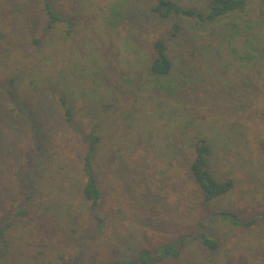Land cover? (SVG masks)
<instances>
[{
	"label": "rangeland",
	"instance_id": "1",
	"mask_svg": "<svg viewBox=\"0 0 264 264\" xmlns=\"http://www.w3.org/2000/svg\"><path fill=\"white\" fill-rule=\"evenodd\" d=\"M155 1L52 0L68 21L47 36L43 0H0V30L9 24L17 37L14 46L0 44V229L20 197L36 196L35 216L16 219L4 242L0 236V264H63L71 256L112 264L143 248L155 257L185 235L179 259L156 264H243L240 255L244 264H264V0H247L217 32L188 18L161 19L150 12ZM175 1L199 10L208 2ZM176 20L172 72L152 76V43L168 38ZM60 94L75 126L94 127L101 138L94 163L101 231L81 198L84 144L64 121ZM196 136L213 147V175L235 181L208 212L257 216L249 231L207 220L189 170ZM44 155L51 163L40 169ZM44 209L63 219L58 240L37 221ZM201 225L219 240L217 255L197 239Z\"/></svg>",
	"mask_w": 264,
	"mask_h": 264
},
{
	"label": "trees",
	"instance_id": "2",
	"mask_svg": "<svg viewBox=\"0 0 264 264\" xmlns=\"http://www.w3.org/2000/svg\"><path fill=\"white\" fill-rule=\"evenodd\" d=\"M247 6V0H208L207 9L199 10L183 6L175 0H156L150 5L149 9L153 15L161 19H167L171 16L188 18L197 24L212 25L211 30L213 29L217 32V29L220 28L219 26H215V24L224 20L228 16H232L233 14L243 13ZM42 11L47 18L45 26V32L47 33V36L53 33V31L58 26H62L63 23L68 21V17L60 15L53 7L52 0H43ZM7 26L8 27L5 32L0 30V44L2 45L7 42L10 46H14L17 41V37L16 41L15 37H10L11 35H9V32L11 31V28L9 27V24H7ZM180 31L181 24L178 20H176L171 26V32L168 38L160 37L153 41V58L149 66V72L152 76L165 77L172 72L173 62L168 54V41L169 39L177 37ZM234 32H232V37ZM41 42L42 41L36 42L35 40V43L37 44H40ZM241 59H243L242 56ZM12 82L13 81H11V83ZM58 102L62 108L64 121L69 128L77 133L79 140H81L82 144H84L79 164V170L81 171V176L83 179L80 188V194L81 198L88 204V210L91 213L94 221L97 223L98 230L101 231L105 222L99 213L103 192L94 166V163L97 160L98 145L101 138L94 127H91L89 130H84L75 126L73 123L74 112L68 105L67 98L63 94L59 95ZM35 140L38 142L36 145H38L37 148L41 152L40 155H43V152L45 151L43 142L40 139H36V137ZM212 148L213 147L210 141L206 137L196 136L192 145V160L189 167L191 177L197 187H199V191H201V206L208 215L207 220L209 222L229 223L240 232L249 231L252 227L258 224L259 218L257 216H254L253 218H242L234 210L222 209L215 211L214 213H209L207 210L209 207L208 204L210 202L226 197L231 192H233L235 188V181L233 178L218 179L213 175L210 169V161L213 155ZM44 156L45 158H43L42 161H40L41 159L37 161L40 169L51 163L50 157L48 155ZM33 179L34 178H31L30 181ZM34 184L39 185L40 183L37 184V180L35 179ZM24 186H27L28 189L33 187L32 185ZM31 191L29 194L20 197V200H18L19 204H17L13 217H11L7 223L1 227L0 236L2 237L3 242L6 232L12 227L16 219H26L32 218L33 215L35 216V212L32 211V209L35 208L36 196L33 193V190ZM46 210L47 209L41 210L40 216L43 217L37 221L42 227L45 228L44 231H47V234H49L52 240H58V234L63 231V219L60 217L61 215L58 210L54 209V212H48L49 210ZM261 216L264 217V213ZM201 228H203L205 231H198L197 239L201 241L210 255H217L221 248L219 240L216 239L205 226L201 225ZM189 238L190 236L187 235L181 236L176 241L161 246L157 251V256L155 257L150 249L143 248L137 257L122 259L115 261L112 264H156L157 262H162L165 259L177 260L179 259L183 249L186 247L187 240ZM44 240L50 241L49 239ZM240 256H242L241 261L245 262L247 258L244 255ZM70 258V260L63 259L62 263L76 264L78 262V257L71 256ZM253 264L258 263L254 262ZM259 264L261 263L259 262Z\"/></svg>",
	"mask_w": 264,
	"mask_h": 264
}]
</instances>
